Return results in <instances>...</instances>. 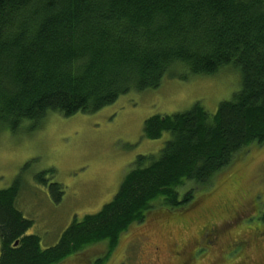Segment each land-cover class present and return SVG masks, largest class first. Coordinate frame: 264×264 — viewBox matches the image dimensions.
Here are the masks:
<instances>
[{"label":"trees","instance_id":"16d2710c","mask_svg":"<svg viewBox=\"0 0 264 264\" xmlns=\"http://www.w3.org/2000/svg\"><path fill=\"white\" fill-rule=\"evenodd\" d=\"M223 68L240 74L231 99L214 114L195 103L148 118L144 137L168 133L163 148L138 156L113 198L72 221L55 245L42 250L26 234L32 223L15 206L17 182L0 190V264H58L106 242L95 262L103 264L154 207L188 213L218 176L264 145V0H0V132L34 130L49 114H95L132 91L158 88L175 70L191 77ZM51 188L58 203L62 189ZM238 215L225 226H238ZM238 227L245 237L217 250V227H203L194 256L264 251V225Z\"/></svg>","mask_w":264,"mask_h":264},{"label":"rangeland","instance_id":"374dc122","mask_svg":"<svg viewBox=\"0 0 264 264\" xmlns=\"http://www.w3.org/2000/svg\"><path fill=\"white\" fill-rule=\"evenodd\" d=\"M184 75L175 70L158 88L132 91L95 114H49L34 130L0 132V190L17 182L15 206L31 221L26 234L36 235L42 250L55 245L72 221L108 203L138 156L159 153L170 135L146 139L148 118L184 112L195 103L214 114L240 88V74L230 68L211 76ZM213 183L188 213L154 207L144 222L132 224L120 236L103 264H264V251L256 248L242 256L193 254L195 234L203 227H217V250L245 237L238 226L264 225L257 222L264 216V145L250 148ZM52 184L63 192L58 203ZM244 209L248 214L243 217ZM235 213L241 219L238 226L226 227L224 220ZM106 252L107 243L99 242L58 264H95Z\"/></svg>","mask_w":264,"mask_h":264},{"label":"bare ground","instance_id":"6f19581e","mask_svg":"<svg viewBox=\"0 0 264 264\" xmlns=\"http://www.w3.org/2000/svg\"><path fill=\"white\" fill-rule=\"evenodd\" d=\"M257 223V222H256ZM232 256V255H231Z\"/></svg>","mask_w":264,"mask_h":264},{"label":"water","instance_id":"95a60500","mask_svg":"<svg viewBox=\"0 0 264 264\" xmlns=\"http://www.w3.org/2000/svg\"><path fill=\"white\" fill-rule=\"evenodd\" d=\"M15 244H17V243H15Z\"/></svg>","mask_w":264,"mask_h":264}]
</instances>
